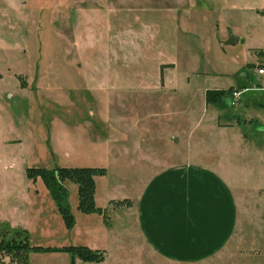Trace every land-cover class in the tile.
<instances>
[{"label":"rangeland","instance_id":"rangeland-1","mask_svg":"<svg viewBox=\"0 0 264 264\" xmlns=\"http://www.w3.org/2000/svg\"><path fill=\"white\" fill-rule=\"evenodd\" d=\"M246 1L0 0L4 246L24 244L25 231L31 246L84 245L106 256L86 263L68 253L31 251L29 264H177L143 241L136 196L165 165L222 161L218 168L236 195L237 228L217 255L193 264H264V92L257 91L264 62L247 66L254 27ZM228 25L241 43L232 45ZM256 29L264 41V22ZM170 61L176 70L167 86L169 69L164 81L160 71ZM243 83L252 90L235 102L234 87ZM207 88L230 89L213 108L205 103ZM217 110L218 118H241L243 147L215 135ZM61 167L105 169L95 178L94 197L105 216L81 212L79 185L64 180L65 191H56L75 218L66 224L50 179ZM12 259L3 253L0 264Z\"/></svg>","mask_w":264,"mask_h":264},{"label":"crops","instance_id":"crops-1","mask_svg":"<svg viewBox=\"0 0 264 264\" xmlns=\"http://www.w3.org/2000/svg\"><path fill=\"white\" fill-rule=\"evenodd\" d=\"M246 4L248 15L251 13L248 24L254 27L249 34L250 46L246 53L252 55L251 61L247 63L250 67L264 62V41L256 29V25L264 22V0H247ZM221 9L223 8H218L217 11L220 12ZM232 9L230 11H233ZM201 22L206 21L201 19ZM227 28L232 45L241 43L242 39L237 37L229 25ZM243 40L245 42L246 39ZM165 69H169L166 79L168 86L174 83L171 76H175V63L170 61L162 64V81ZM258 75L263 82L261 81L262 87L257 91L264 92V75ZM230 88H207V91H225ZM234 88L241 92L252 90L245 83ZM205 103L213 106L207 104L206 96ZM215 112L217 114L218 110ZM216 114L215 135L236 139L239 146L243 147L247 135L243 131L241 118L235 121L236 115L231 119H227L229 117L225 115L221 119L220 113L219 118ZM247 115L249 117V114ZM204 117L205 120L207 115ZM248 117L244 116L247 126ZM210 119L214 117L211 116L207 121ZM206 129L211 133L212 129ZM152 152L153 150L150 153ZM150 158L153 160V157ZM218 167H225L222 161L217 162V165L192 160L182 164L165 165L141 187L136 196L138 201L135 203L134 214L140 236L156 255L177 264H193L217 255L233 238L239 220L238 204L233 187Z\"/></svg>","mask_w":264,"mask_h":264},{"label":"trees","instance_id":"trees-1","mask_svg":"<svg viewBox=\"0 0 264 264\" xmlns=\"http://www.w3.org/2000/svg\"><path fill=\"white\" fill-rule=\"evenodd\" d=\"M164 68V67H163ZM162 68V69H163ZM227 92L224 90H208L206 92V102L207 104H215L219 102L224 96H226ZM105 174V169H98V168H67V167H61L57 169L54 173L50 175V179L52 178L56 187H53L52 195L54 196L58 206L59 210L64 216V219L66 221V224L69 227H72L75 222V218L73 214L70 211L69 204L65 202L66 197L65 196H59L58 195V189L62 188L64 191L66 189V186L62 181L64 180H71L74 183L79 185L78 189V195H79V205L78 209L86 214L91 213H99L105 216V210L101 207H97L95 204V190H96V181L95 178L98 176H103ZM49 174H46V172L43 170L41 177H43V180L46 184V186H50ZM32 177V176H29ZM131 205L130 203H123L121 202L120 205ZM12 231H5L4 234L12 233ZM22 232L14 230V237H19ZM24 237H23V243L17 242V240L8 241L6 245L4 246V240H0V255L3 253L7 254L8 256L12 257V260H16L17 264H29L27 260L29 259V253L31 251L41 253V251L50 252V251H56L60 253H68L72 255L74 259H80L83 262L86 263H102L105 261L106 256L105 252L101 250H93L89 248L88 246H64L61 248H53V247H38V246H31L29 242V237L25 231H23ZM5 236V235H4ZM12 237V238H14ZM19 250V253L15 252L16 250ZM3 251V252H1ZM16 254V255H15ZM73 259V260H74ZM11 264H14L12 262Z\"/></svg>","mask_w":264,"mask_h":264},{"label":"built area","instance_id":"built-area-1","mask_svg":"<svg viewBox=\"0 0 264 264\" xmlns=\"http://www.w3.org/2000/svg\"><path fill=\"white\" fill-rule=\"evenodd\" d=\"M258 73H259L260 75H264V68L259 69V70H258ZM233 94H234V100H235V102H236V101L239 100V98H240L242 92H241V91H235Z\"/></svg>","mask_w":264,"mask_h":264}]
</instances>
